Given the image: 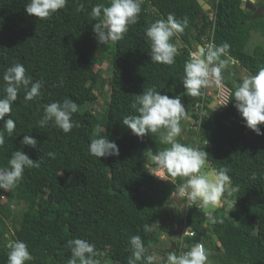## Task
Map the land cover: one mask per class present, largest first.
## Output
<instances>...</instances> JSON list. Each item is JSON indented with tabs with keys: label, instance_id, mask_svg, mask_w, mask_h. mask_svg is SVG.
Returning <instances> with one entry per match:
<instances>
[{
	"label": "trees",
	"instance_id": "16d2710c",
	"mask_svg": "<svg viewBox=\"0 0 264 264\" xmlns=\"http://www.w3.org/2000/svg\"><path fill=\"white\" fill-rule=\"evenodd\" d=\"M99 2L102 0H79L88 11L90 5ZM25 3L0 0V87L4 70L20 62L34 80L43 79V95L24 103L23 91L18 94L10 113L17 127L12 137L5 133L0 167L7 166L16 150L39 160L40 167L26 168L21 182L8 194L0 189V264H7V237L28 244L34 259L27 264H67L71 256L67 241L73 238L94 243L101 264H108L107 260L112 261L110 264H128L130 236L138 234L146 247H156L160 235L173 234L176 226L194 232L183 235V244L202 242L221 264H264V135L244 125L232 98L239 82L237 65L247 73L264 67L263 44H256L250 52L245 50L252 32L264 36L261 16L243 7L242 0H214L207 11L198 0H142L139 22L106 51L92 31L95 21L87 11L75 10L77 0H68L64 9L47 20L27 14ZM213 10L214 19L210 17ZM168 13L189 21L185 32L171 40L178 48L172 66L151 62L143 31L148 21L166 18ZM211 27L215 44L227 42L229 54L236 61L223 73L229 102L215 109L207 106L208 114L200 124L194 122L193 136L180 138V142L205 150L212 169L226 167L231 186L239 190L232 196L225 192L223 198L232 200V206L229 210L222 204L209 213L214 221L197 207L184 214L177 212L169 221L165 217L168 198L183 181L178 177L173 184L160 186L144 157H151L164 145L157 134L142 139L135 136L121 121L134 114L130 108L132 98L152 87L161 94L179 96L183 104L195 108L197 100L190 102L192 97L178 84V73L189 50L203 42ZM96 52L99 56L94 58ZM107 56L111 62L110 88L101 120L87 105L96 99L91 84L102 75L95 65ZM65 97L78 104L79 110L73 114L78 127L67 134L51 123L39 128L42 105ZM191 114H195L194 109ZM97 126L105 130L101 135L116 142L119 156L99 159L88 154ZM260 128L264 132V124ZM25 134L36 137V148L21 144ZM14 203L25 205L19 217ZM178 249L176 243L173 250Z\"/></svg>",
	"mask_w": 264,
	"mask_h": 264
},
{
	"label": "clouds",
	"instance_id": "9594fccd",
	"mask_svg": "<svg viewBox=\"0 0 264 264\" xmlns=\"http://www.w3.org/2000/svg\"><path fill=\"white\" fill-rule=\"evenodd\" d=\"M255 2V0H253ZM68 0H26L24 4L27 14L40 20H47L59 10L64 9ZM142 0H102L90 5V11L84 3L77 0L76 11L86 12L95 21L92 31L98 44L108 45L124 38L131 25L139 22L142 11ZM189 21L187 17L177 19L174 13H168L166 18L148 21L144 26V37L149 45L148 55L154 64L172 66L176 64L177 46L171 42L185 32ZM230 45L227 42L219 45L214 42L196 44L183 62L182 70L178 73L179 82L188 97L198 98L202 89L214 86L220 88L224 81V71L236 63L229 54ZM0 87V147L5 143V133L12 137L17 127L16 121L10 117L12 105L18 100V94L23 91V102L37 100L42 97L43 79L34 80L27 74L25 66L15 62L7 67L2 76ZM234 107L243 120L244 125L257 135H264L260 125L264 124V67L255 73H248L239 78L234 91ZM231 98V99H232ZM223 103V105H226ZM222 105V106H223ZM213 108H219L214 101ZM43 115L37 120L39 128H45L50 123L67 134L78 124L73 120V114L79 110L78 104L71 98L63 101L54 100L42 105ZM134 114L123 117L121 123L131 130L132 134L143 138L149 134H157L164 147L151 155L150 160L156 168L153 175L170 180L181 178L182 183L176 186L175 196L183 198L185 210L197 207L211 213L220 206L221 198L227 192L232 196L238 192V186H231L228 169H209L207 167L208 153L179 142L182 134L183 120L187 119L186 107L179 96L161 94L155 87L136 94L130 103ZM7 117V118H6ZM105 131L97 126L94 137L88 144V154L96 157L119 156V147L108 136L101 135ZM37 139L25 134L22 145L36 148ZM40 161L30 158L21 150L12 153L7 166L0 167V189L11 191L23 179L25 169L39 168ZM256 174H253L255 178ZM264 179V176L261 177ZM208 219L214 221L210 214ZM7 264H27L34 257L26 242L20 239L6 240ZM71 256L67 264H101L97 258L96 245L81 238L67 241ZM130 255L128 264H208L209 252L201 242L191 246L181 244L179 253L174 250H158L149 244L145 246L138 234L128 239Z\"/></svg>",
	"mask_w": 264,
	"mask_h": 264
},
{
	"label": "rangeland",
	"instance_id": "374dc122",
	"mask_svg": "<svg viewBox=\"0 0 264 264\" xmlns=\"http://www.w3.org/2000/svg\"><path fill=\"white\" fill-rule=\"evenodd\" d=\"M260 7H262V11H261V17L263 22H264V1H262V3L260 4ZM94 24V22H92ZM110 44L108 45H104V50H109L110 49ZM256 44H263L264 45V36L262 33L260 32H252L251 38L248 40L247 45L245 46V50L247 52H250L251 49L256 45ZM94 56V58H97L99 56V54L93 53L92 54ZM96 69L98 68L100 71H102V75L99 79V81L97 83H92L91 84V88L95 91L96 94V99L92 102H90L87 107H89L97 116L98 118H101L106 114V110H107V102H108V97H109V78L111 77V62H110V57H106L102 62L97 63L96 65ZM248 74L247 71L238 66L236 67V76L238 77V79L240 77H242L243 75ZM236 79V81L238 80ZM236 81L234 83H236ZM209 90H212L213 93L215 94V96L217 95V93L222 94V98L221 100H223V98L226 96V93L228 92L229 88L225 85L222 84V86L220 88H216L214 86H210ZM228 94V93H227ZM186 107V113H187V119L183 120L181 122L182 124V134L181 137L178 138L179 142H180V138L181 139H187L188 136L192 137L193 136V132L192 130L196 129V126L194 125V120L191 117V113L194 109V107H191L187 104H184ZM196 116V115H195ZM144 160L148 163V165L150 166L151 171L154 173L156 172V168L153 166V162L150 160V156H145ZM207 167L211 170L212 168L209 166L208 162H207ZM157 177V176H156ZM159 178V177H158ZM161 179V178H160ZM234 202V201H233ZM224 205L226 208H231L232 206V200H227L225 198H221V205ZM14 205V210H15V215L16 217L20 216V212L19 210L21 208H23L25 205L24 203H20V204H13ZM236 208V203L234 202V209ZM186 211V210H185ZM207 215L209 214L208 212H205ZM7 225H8V230L10 232V234H12L13 230L11 228V222L8 220L6 221ZM9 237L6 238V240H8ZM209 261L208 264H221L220 259L217 257H214L213 254L209 253ZM112 261L107 260V263L110 264Z\"/></svg>",
	"mask_w": 264,
	"mask_h": 264
},
{
	"label": "built area",
	"instance_id": "2783aa9c",
	"mask_svg": "<svg viewBox=\"0 0 264 264\" xmlns=\"http://www.w3.org/2000/svg\"><path fill=\"white\" fill-rule=\"evenodd\" d=\"M210 17L212 19H214V17H215V11L214 10L210 12ZM209 42H214L213 27H211V28H209L207 30V34L204 37L203 42L201 44H205L206 45ZM192 50H194V49L189 50V52L192 51ZM188 56H189V53H188ZM201 91H202L203 94L200 97L197 98V102H196L195 108H194V112L196 114V121H194V122L197 123V125L200 124L201 118L208 114L206 107L207 106L210 107L213 104L212 101H213V98L215 96L213 91L209 90V88L202 89ZM227 93H229V90H228ZM227 93H226V96L223 98V100H221L222 94H220V93L218 94L217 93V95H216V97H217L216 105L217 106H222L223 103L227 102V98H228V94ZM226 105H223V106H226ZM184 230L181 231V237H179V242H178L179 249L177 250V253H179V251H180L181 244H182V241H183L182 240L183 235H185V234L193 235L194 234V232L191 231V230H186V229H184Z\"/></svg>",
	"mask_w": 264,
	"mask_h": 264
},
{
	"label": "water",
	"instance_id": "95a60500",
	"mask_svg": "<svg viewBox=\"0 0 264 264\" xmlns=\"http://www.w3.org/2000/svg\"><path fill=\"white\" fill-rule=\"evenodd\" d=\"M198 2L201 5L202 9L204 11H207V10H210L211 9L214 0H198ZM242 2L245 4V5H242V6L243 7L246 6L247 8H250V10L253 11L254 16H261L262 7H259L258 9L257 8H254V6L250 4V1L249 0H242ZM181 86H182V83H181ZM196 100H197V98H191L190 99V102H194ZM216 100H217V97L214 96L212 103L214 101L216 102ZM210 108H212V107L210 106ZM213 109H215V108H213ZM191 117L194 120H196L195 114H191ZM155 181L160 186H165V185H171V184H173V182L170 181V180H164V179H160L158 177L155 178ZM175 190H176V188L173 190L171 196L168 198V202L174 203L179 208L180 214H184L185 213V209L183 208V198H179V197L175 196ZM6 194H8V191H6ZM215 210H216V208L214 210H212L211 212H213ZM203 211L206 212L205 210H203ZM154 226L155 225L153 224L152 225V228H151V232H154ZM4 241H6V238H4ZM175 247H176V243L174 241H172V246L170 248H168V250H173V249H175ZM156 249H158V248H156ZM158 250H160V249H158Z\"/></svg>",
	"mask_w": 264,
	"mask_h": 264
},
{
	"label": "crops",
	"instance_id": "0c3cea01",
	"mask_svg": "<svg viewBox=\"0 0 264 264\" xmlns=\"http://www.w3.org/2000/svg\"><path fill=\"white\" fill-rule=\"evenodd\" d=\"M249 1H250V4L254 6V8H257L258 9L260 7V4L264 0H256L255 2H253V0H249ZM243 5H245V4L243 3ZM245 8H247V7L245 6ZM247 9L250 10V8H247ZM177 44L180 45V42H177ZM220 206H221V204H220ZM167 208L168 209H167V213L165 214V217L169 221H173V219H174L173 215H175L177 212H180V210L172 202H170V204L167 206ZM182 230H184V228L182 226H176V229L173 232V234L162 233L160 235L159 244L155 248H158L160 250L168 249V248H170L172 246V241H174L175 243L178 244V242H179V233H181ZM218 253L219 252L216 251L215 254L218 255Z\"/></svg>",
	"mask_w": 264,
	"mask_h": 264
}]
</instances>
